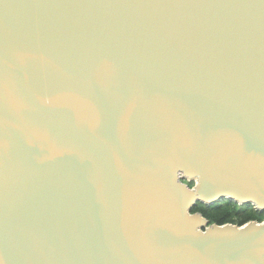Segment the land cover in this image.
Listing matches in <instances>:
<instances>
[{"label": "water", "instance_id": "water-1", "mask_svg": "<svg viewBox=\"0 0 264 264\" xmlns=\"http://www.w3.org/2000/svg\"><path fill=\"white\" fill-rule=\"evenodd\" d=\"M225 200L264 212V0H0V264H264Z\"/></svg>", "mask_w": 264, "mask_h": 264}, {"label": "trees", "instance_id": "trees-1", "mask_svg": "<svg viewBox=\"0 0 264 264\" xmlns=\"http://www.w3.org/2000/svg\"><path fill=\"white\" fill-rule=\"evenodd\" d=\"M189 185L192 186L193 183ZM194 212L201 213L210 225L234 224L244 226L252 221L264 222V212L255 210L251 205L243 206L228 200L213 205L198 203L192 210V213Z\"/></svg>", "mask_w": 264, "mask_h": 264}]
</instances>
